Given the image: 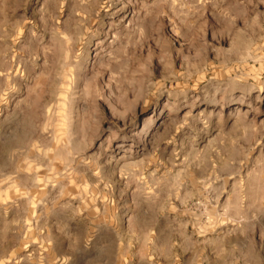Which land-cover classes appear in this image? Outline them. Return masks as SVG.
Returning a JSON list of instances; mask_svg holds the SVG:
<instances>
[{"label":"rangeland","instance_id":"1","mask_svg":"<svg viewBox=\"0 0 264 264\" xmlns=\"http://www.w3.org/2000/svg\"><path fill=\"white\" fill-rule=\"evenodd\" d=\"M0 264H264V0H0Z\"/></svg>","mask_w":264,"mask_h":264}]
</instances>
